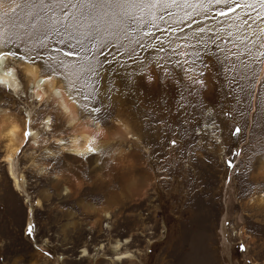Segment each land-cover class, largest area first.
<instances>
[{"label":"rangeland","instance_id":"1","mask_svg":"<svg viewBox=\"0 0 264 264\" xmlns=\"http://www.w3.org/2000/svg\"><path fill=\"white\" fill-rule=\"evenodd\" d=\"M233 6L133 8L91 29L0 8V47L58 79L79 123L105 134L96 153L71 154L53 140L74 132L51 100L0 85V108L28 120L30 107L41 138L17 155L29 237L0 134V264H264V8L219 15Z\"/></svg>","mask_w":264,"mask_h":264},{"label":"bare ground","instance_id":"2","mask_svg":"<svg viewBox=\"0 0 264 264\" xmlns=\"http://www.w3.org/2000/svg\"><path fill=\"white\" fill-rule=\"evenodd\" d=\"M0 51L6 50L0 47ZM18 68L25 75L26 84H23L18 78ZM0 85L15 96L22 94L25 97L27 96V92L30 98L35 99L38 103L51 100L57 106L63 114L67 126L72 127L74 132L69 142L61 137H53L57 145L65 148L69 153L78 156L92 155L97 152L99 147L96 145L95 139L98 138V135L104 136V132L99 127L92 130L85 124L79 123V118L76 113V101L58 79L51 75L41 74L36 65L14 57L7 60L0 59ZM26 114L28 120L25 117L19 119L0 108V134L5 137L4 141H6L7 150L4 155V160L7 164L9 178L13 182L14 189L24 196L26 203L30 204L27 208L29 214L28 224L30 225L32 223L31 215L33 214L31 196L25 190V177L19 171L17 155L22 152L24 146L30 140L34 144H32L33 147H37L41 138L39 130L33 129L32 111L30 107L26 108ZM42 123V130H52V121L49 115L44 117ZM25 133H28V135L26 136ZM0 139L3 138L1 137ZM89 148L93 149V151H89ZM31 164H33V161H31ZM34 204L38 205L39 201L36 200ZM224 218L225 216L221 218V226L224 224ZM121 245L122 242L119 240L112 244L113 250L117 251V257L115 259L121 260L126 257L125 253L119 251ZM82 252V256L87 254L85 249Z\"/></svg>","mask_w":264,"mask_h":264},{"label":"snow or ice","instance_id":"3","mask_svg":"<svg viewBox=\"0 0 264 264\" xmlns=\"http://www.w3.org/2000/svg\"><path fill=\"white\" fill-rule=\"evenodd\" d=\"M5 3L10 5L9 11L12 13H15L17 8L21 11L27 10L26 15L29 16H32L33 13H35V20H43L44 18L51 19L57 15V10H59L60 15L63 17H68L69 15H71L74 19L79 17L77 23H80L81 20L88 22L86 26L91 29L93 25H98L100 22H103L105 17L108 16H111L113 19L119 17L121 21H133L134 17L129 11L133 8H139L141 11H144L145 9H154L157 6H163L165 9L172 6L195 8L197 6H205L206 4L211 5L213 3L228 4L230 3V0H195V3L193 0H0V8H2ZM231 3L234 6L230 7L227 12H220L219 15H228L229 12H235L237 8H249L255 10L254 4H259L261 8H264V0H251V2H249V0H242V2L241 0H231ZM11 5H15V7H11ZM69 9L74 11L70 13ZM202 10L208 11L207 7H202ZM7 14L8 13L6 12L5 15ZM169 15H171V13H169ZM257 16L259 17V13H257ZM163 18V16L159 17L161 20H163ZM260 19H264V17H260ZM154 20L155 17L153 18L152 27H156ZM245 24H247V21H245ZM15 26V23H13V27ZM42 28L45 32L54 30L52 26L47 23H44ZM93 31H99V27ZM201 31H203V29H201ZM85 36L86 38L91 37L92 31L85 33ZM69 47H71V45H69ZM261 47H264V45H261ZM71 54L73 53H66V55ZM259 55H264V52L259 53ZM17 56L18 53L11 50L0 51V59L3 60ZM19 59L24 60L25 57H19ZM220 63L221 69L223 70L226 65L223 61H220ZM199 83L203 82L199 81ZM92 111H99V109H92ZM240 131V128L236 127L235 131L232 132V135H238ZM25 135L27 136L28 133H25ZM172 143L175 144L176 142L173 140ZM89 151H93V149L89 148ZM234 155H237V153H234ZM227 165L231 168L233 167V162L229 160L227 161ZM32 232L33 228L30 225L27 232L29 237L32 236ZM240 248L243 251L244 245H240Z\"/></svg>","mask_w":264,"mask_h":264}]
</instances>
